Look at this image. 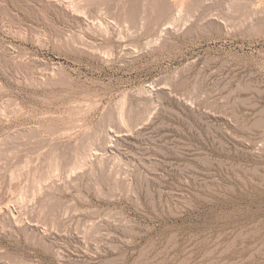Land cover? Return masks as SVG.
I'll return each mask as SVG.
<instances>
[{
    "label": "rangeland",
    "instance_id": "1",
    "mask_svg": "<svg viewBox=\"0 0 264 264\" xmlns=\"http://www.w3.org/2000/svg\"><path fill=\"white\" fill-rule=\"evenodd\" d=\"M0 264H264V0H0Z\"/></svg>",
    "mask_w": 264,
    "mask_h": 264
},
{
    "label": "bare ground",
    "instance_id": "2",
    "mask_svg": "<svg viewBox=\"0 0 264 264\" xmlns=\"http://www.w3.org/2000/svg\"><path fill=\"white\" fill-rule=\"evenodd\" d=\"M194 1V0H193ZM51 5V4H50ZM74 7V6H73ZM72 11V10H71ZM74 11V10H73ZM94 11V10H93Z\"/></svg>",
    "mask_w": 264,
    "mask_h": 264
}]
</instances>
